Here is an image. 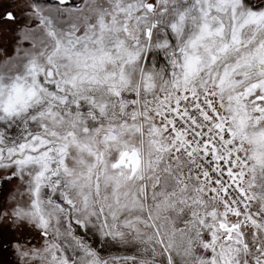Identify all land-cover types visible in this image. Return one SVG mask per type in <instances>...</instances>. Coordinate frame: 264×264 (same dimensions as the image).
<instances>
[{"label":"snow or ice","instance_id":"6c2138e0","mask_svg":"<svg viewBox=\"0 0 264 264\" xmlns=\"http://www.w3.org/2000/svg\"><path fill=\"white\" fill-rule=\"evenodd\" d=\"M65 3L59 0L60 6ZM197 3L202 23L180 47L179 62L170 53L171 78L158 85L156 73L140 68L134 87L127 69L137 64L141 51L132 21L152 41L170 13L171 30L181 34L191 10L175 12L169 0H118L110 24L98 15L81 35L75 23L70 31L58 29L53 10L46 12L38 0L29 5L38 20L37 28L25 34L32 39V49L25 52L31 82L17 76L6 100L0 86V110L20 116L45 97L47 108L38 113L41 131L30 132L6 150L0 147V167L22 172L37 166L34 211L28 214L39 218L43 237L51 226L39 202L45 181L62 171L73 177L69 183L79 204L62 192L63 204L54 206L53 237L42 249H21V256L46 264H177L178 257L187 264H264V6H251L252 0ZM75 11L79 9H68ZM213 11L231 13L227 35L223 24L213 27L212 21L219 20ZM4 15L5 21L13 20L11 11ZM121 31L137 47L117 35L106 49L105 34ZM37 32L52 42L51 50L41 42L47 67L35 53ZM157 47L166 49L168 41ZM61 58L96 71L61 72ZM109 63H119L118 71L101 76ZM85 84L106 85L111 99L89 95ZM69 102L73 107L67 111L58 108ZM85 103L95 110L89 117L98 113L108 123L90 127L79 111ZM70 146L94 158L93 163L80 161L86 172L77 175L68 167ZM112 149L115 157L106 158ZM5 151L13 158L7 164ZM58 184L56 180L53 189ZM102 184L110 191L102 192ZM93 217L98 235L89 243L81 229L91 232ZM101 238L105 243L98 248Z\"/></svg>","mask_w":264,"mask_h":264},{"label":"clouds","instance_id":"9594fccd","mask_svg":"<svg viewBox=\"0 0 264 264\" xmlns=\"http://www.w3.org/2000/svg\"><path fill=\"white\" fill-rule=\"evenodd\" d=\"M118 0H84V5L77 8L79 11L69 13L67 9L62 8L60 5L49 6L44 8L47 12L48 9L53 10V14L57 17V27L62 31H70L71 24L75 23L78 25L77 31L82 35L84 30H87L88 24H95L97 21L98 15H103L105 20L110 24L111 17L115 11V5ZM123 3H127L128 0H122ZM31 4V0H29ZM249 5H245L248 7ZM254 7L260 8L264 6V0H252V5ZM169 8L174 9L175 12H185L191 10L186 17L184 23V30L181 34L177 35L170 28V24L173 22V15L170 13L168 16L163 18V22L154 30L152 41H148L143 34V27L136 29L135 21H132L131 27L135 32V35L140 38L139 48L141 51V58L135 66H128V73L131 74L133 87L136 83L140 81L139 69L144 68L147 71H152L157 74V83L159 85L161 80H169L171 78V73L173 67L171 64V59L173 57L170 53L175 52V59L180 61V47L185 44L188 39L199 31V26L202 23L199 14V5L197 0H169ZM61 9L59 15L56 14V10ZM71 15V19H67V15ZM213 16H219V20H213V27H218L220 24H223L225 29V35L228 34V30L232 23L231 13L230 12H221L217 13L213 11ZM121 20L124 19L123 16L120 17ZM178 20V16L175 17ZM119 36L120 39L124 40L126 44L131 48H136V42L132 40L126 33L123 31L119 33H106L104 40V47L112 48L115 40V36ZM37 44L35 48V53L39 56L40 61L47 67L46 56L47 52L41 49V42L44 43L45 48L51 50L52 42L49 40L42 32H38L36 36ZM163 40L168 41V47L166 49H161L157 47V43ZM89 47H98V45L90 44ZM32 49V48H31ZM30 49V50H31ZM79 50H82L79 49ZM29 57L23 53L22 55H17L11 63L7 58L5 61L0 62V86L4 89L3 99H7L8 87L16 80L17 76L27 77L28 82H31V77L27 76L26 65L28 63ZM59 63L65 67L61 68V72H67L69 74H74L77 72L83 73L87 72L90 75L93 74L95 69L92 68H80L77 67L75 63L70 62L67 58H61ZM119 63L115 66L111 63L104 66L103 71H100L101 76L104 75V72H112L114 70L118 71ZM180 69H176L179 71ZM46 87L53 89L51 84H46ZM85 88L88 89L89 95H95L98 98L111 99L107 94V86H89L85 84ZM131 89L125 92V95H129ZM48 98L45 97L44 100L39 103H33L29 110L25 113H22L20 116L10 117L5 116L2 110H0V134H3L2 140H0V147L7 149L11 144L17 142H23L28 138L30 132L34 133L41 131L39 125L42 121L38 117V113L47 108ZM73 105L71 102L67 106L58 105V108L61 111H67V109L72 108ZM79 111H82L85 117L88 119L89 126H99L101 123L107 124L109 118L101 117L98 113L96 114L95 119L89 117L87 114L89 111H95L94 109L89 108L85 103L82 104ZM37 116L36 120H32L31 117ZM138 143V141H137ZM101 150H103V145H99ZM6 159L3 163L7 164L13 160L12 157L7 156V151L4 152ZM116 155V150L112 149L110 153L107 154L108 159H112ZM83 160L86 163H93L94 158L89 156L86 152L81 153L80 150L75 146H70L68 149V154L66 157L67 165L74 173L79 175L82 171L86 172V163L81 164L80 161ZM14 166V165H13ZM55 166V165H54ZM38 171L37 166L32 165L24 168L22 172H14L12 167H0V180L12 181L13 177L17 179L15 182L9 184H0V231L7 233H16L29 231L33 234L39 233L37 237L38 241H41L39 248H43L45 242L53 237V231L57 225V214L54 208L55 205L63 204L62 192H68L71 197L77 201V190L70 186V180L73 177L66 176L63 171L58 177H53L51 181H45L40 187L39 193V202L40 206L44 209L46 215L50 216V227L48 229L49 236L43 237V229L40 226V220L38 217L34 218L28 213L34 211L33 209V200L36 197L33 195L34 189V176ZM59 180V184L53 189V184L55 181ZM102 192L110 191V189H105L102 184ZM87 191V189H85ZM64 215H67V209L65 210ZM63 223V221H61ZM98 223L96 217H93L88 224V227H91L93 230L89 232L87 228H82L81 232L84 236L87 237L89 243H94L96 241V236L98 235L95 225ZM105 241L101 238L100 242L96 246L102 247ZM17 248V252L20 253L21 249L19 245H14ZM31 249L26 251L31 252ZM69 254H72L71 249ZM43 255V253H40ZM23 264H46L43 260L31 259V256L25 258ZM177 264H187V262L178 257Z\"/></svg>","mask_w":264,"mask_h":264},{"label":"rangeland","instance_id":"374dc122","mask_svg":"<svg viewBox=\"0 0 264 264\" xmlns=\"http://www.w3.org/2000/svg\"><path fill=\"white\" fill-rule=\"evenodd\" d=\"M36 2V0H31V3ZM39 4L43 8L49 6L59 5V0H38ZM29 0H10L8 7L16 9L15 17L16 21L19 22L20 26H13L12 23L9 24L12 27L11 32H0V62L5 61L7 58H11L9 63L15 59L17 55H22L26 51L32 48V39L29 35L28 39H25V34L29 32L30 29H36L38 20L31 15L32 9L29 6ZM84 5V0H68L65 5L62 6L64 9H77ZM55 21L57 22V17L53 14ZM67 19H71V15H67ZM23 23V24H22ZM38 32L36 33V36ZM0 180V184H9L15 182L16 177L12 178V181ZM39 233H31L29 231L16 233H7L0 231V257L6 259L9 257L11 261L15 264H23L24 257L17 252V248L14 245H19L20 249L27 250L31 248L39 247L41 241L37 240ZM124 251V249H121Z\"/></svg>","mask_w":264,"mask_h":264},{"label":"flooded vegetation","instance_id":"af4514ba","mask_svg":"<svg viewBox=\"0 0 264 264\" xmlns=\"http://www.w3.org/2000/svg\"><path fill=\"white\" fill-rule=\"evenodd\" d=\"M66 1H68V0H66ZM9 3H10V0H0V32H11L13 29L9 25L11 23L14 27L16 25L20 26L19 22H15L16 21L15 14L17 15L16 9H14L12 7H8ZM7 11L12 12V14H13V20L12 21H5L6 15H4V13H6ZM0 264H15V263H13V261H11L9 259V257H7L6 259L0 257Z\"/></svg>","mask_w":264,"mask_h":264},{"label":"crops","instance_id":"0c3cea01","mask_svg":"<svg viewBox=\"0 0 264 264\" xmlns=\"http://www.w3.org/2000/svg\"><path fill=\"white\" fill-rule=\"evenodd\" d=\"M178 227H183V225H182V224H180V223H178Z\"/></svg>","mask_w":264,"mask_h":264}]
</instances>
